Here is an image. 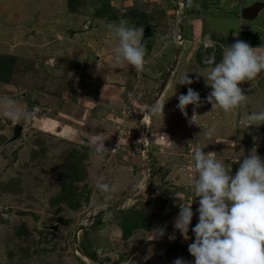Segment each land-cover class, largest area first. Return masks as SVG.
Returning a JSON list of instances; mask_svg holds the SVG:
<instances>
[{"label":"rangeland","instance_id":"374dc122","mask_svg":"<svg viewBox=\"0 0 264 264\" xmlns=\"http://www.w3.org/2000/svg\"><path fill=\"white\" fill-rule=\"evenodd\" d=\"M253 1L0 0V264H264ZM186 19V52L208 43L191 62L216 66L182 69L190 98L180 68L132 62Z\"/></svg>","mask_w":264,"mask_h":264},{"label":"crops","instance_id":"0c3cea01","mask_svg":"<svg viewBox=\"0 0 264 264\" xmlns=\"http://www.w3.org/2000/svg\"><path fill=\"white\" fill-rule=\"evenodd\" d=\"M219 2V1H218ZM235 15V14H234ZM181 17L182 18H180V15L179 16H177V22H176V24L178 25V23L179 22H181V19H183L184 17H185V15H182L181 14ZM187 17V16H186ZM200 18H196V21H198ZM187 20L188 19H186V21H185V23L184 22H182L183 23V26L185 27V29L186 30H184L183 32L181 31V33L179 32V28L178 29H174L173 27H172V25H171V28H168L167 29V31L163 34V37H164V39L163 38H161V40L162 41H166V42H169V43H165L163 46H161L159 49L158 48H154V51H156L157 52V54L156 55H154V53H151V49L150 50H148L149 51V53L145 56V57H143V58H141L138 54H137V51L138 50H134L133 51V54H134V59L132 60V62H136V63H140V64H143L144 62H146L147 60H151V62L152 61H154V62H156L157 60H158V58L160 59V57H162L161 59L162 60H164V66L166 67H173V68H175L176 70L177 69H181V77H182V81L179 83V85H177V90L175 91V93L178 95V96H180V97H182V94H186V95H188L189 96V98L191 97V95L192 94H195L196 95V90H197V86H195V88H194V86H193V82L192 81H189V82H192V83H190L191 85H190V88H187V90H186V88L183 86L182 87V84L184 85L185 83H184V81H187V79H183L184 77L183 76H185L186 75V72L184 71V70H182L183 68H185V70L187 71L188 69H192V72H193V70H194V73L196 72L197 74H200V72H199V69H201V68H207V67H212L213 69H215V65H213V66H207V65H203V64H201V63H194L193 61L191 62V60H194L195 61V59H198V56H200V54L201 53H203L204 52V50L205 49H202V47H206V46H203V45H199L198 43H197V41L196 40H194L193 39V41H194V48H192L191 50H189L188 52H186V50H185V48H183L184 46H186L188 43H190L191 41L188 39V37L187 36H185V31H187V33H188V27H186L187 26ZM190 22V21H189ZM186 24V25H185ZM189 24H191V23H189ZM137 28H140L139 26H137V25H135ZM196 28L197 27H195V30H196ZM141 30H139L138 32H140V35L142 36V34L144 33V32H142V28H140ZM193 33V35H192V38H194V37H196L195 35L196 34H198L196 31H192ZM184 33V34H183ZM180 34L182 35V38H181V40H180ZM160 35V33L157 31L156 32V42H157V39L160 37L159 36ZM243 36V34L241 35V37ZM154 37H155V35H154ZM184 37V38H183ZM140 38L141 37H139V39H138V42L139 43H141L140 41L142 40H140ZM160 39V38H159ZM105 40V39H104ZM184 42H186V44L184 45ZM157 44V43H156ZM137 46H140L138 43H137ZM171 47V49H172V51H169V49L167 50L166 48H170ZM199 47H200V51H198V49H199ZM137 49H138V47H137ZM163 49V50H162ZM170 49V50H171ZM169 51V52H168ZM184 51H185V55H184ZM197 51V53L195 54V55H193L195 52ZM191 53H193V54H191ZM151 55H153V57L151 56ZM203 55V54H202ZM158 56V58H156ZM172 57H174L175 59L177 58V60H175V61H173V60H169V59H171ZM183 57V59H181V58ZM184 57H185V59H184ZM187 60L188 61H190V62H188V64H187ZM131 62V61H130ZM163 62V61H162ZM129 64V63H128ZM192 64V65H191ZM196 65V66H195ZM129 67H135V64L134 65H131V64H129L128 65ZM198 66H200V68L197 70V68H198ZM217 67H219V66H217ZM175 69H174V71H175ZM202 70V69H201ZM212 70V69H211ZM171 72H173V69H172V71ZM210 74V75H209ZM208 75H209V81H211L212 83L213 82H216V77H218V75H219V72L216 70V71H211V73H209ZM149 82H152V84L153 83H157V81H155V80H150ZM170 82V81H169ZM188 82V81H187ZM209 84H211V83H209ZM195 85V84H194ZM207 86V85H206ZM168 87V88H167ZM170 90V85H169V83H167L166 85H165V88H164V90ZM203 88H205V85L203 86ZM152 89V92H154V86L152 85H150L149 84V90H151ZM210 91H212L213 90V86H212V88H210L209 89ZM202 92L200 91V93H198L197 95H198V97H199V99H200V97L202 96V94H201ZM201 95V96H200ZM228 95V94H227ZM162 96H163V99H161L162 98ZM157 102H158V100H163V101H168V100H170L169 102H168V105H167V109H169V110H171V113H169L168 115H170V114H172L173 112H172V110H174V101L172 100L173 98H171V96H169L168 95V93H164V91L163 92H161L158 96H157ZM181 99H183V98H181ZM200 101H202V99H200ZM162 104H166L165 102H162ZM161 104V105H162ZM199 104V103H198ZM160 105V106H161ZM180 106V105H179ZM160 108V107H159ZM171 108V109H170ZM160 110V109H159ZM160 114V113H159ZM160 117H161V115H160ZM160 117H158V119L160 120ZM242 191H244V189L243 188H240Z\"/></svg>","mask_w":264,"mask_h":264},{"label":"water","instance_id":"95a60500","mask_svg":"<svg viewBox=\"0 0 264 264\" xmlns=\"http://www.w3.org/2000/svg\"><path fill=\"white\" fill-rule=\"evenodd\" d=\"M264 9V1L261 0H255L247 5H244L240 9V17L246 20L254 19L259 12ZM21 126L17 125L15 129L20 132Z\"/></svg>","mask_w":264,"mask_h":264},{"label":"built area","instance_id":"2783aa9c","mask_svg":"<svg viewBox=\"0 0 264 264\" xmlns=\"http://www.w3.org/2000/svg\"><path fill=\"white\" fill-rule=\"evenodd\" d=\"M197 41L199 42V45L206 46V45L208 44V43H206L207 40H206L205 36L202 37V38H199ZM209 55H210V54H209ZM205 56H206V55H205ZM212 60H213V58H212L211 55H210L209 57L206 56V62L209 63V62H212Z\"/></svg>","mask_w":264,"mask_h":264},{"label":"trees","instance_id":"16d2710c","mask_svg":"<svg viewBox=\"0 0 264 264\" xmlns=\"http://www.w3.org/2000/svg\"><path fill=\"white\" fill-rule=\"evenodd\" d=\"M144 39H145V38H144ZM144 39H143L142 42H141L140 49H141V47H142V44H143ZM140 49H138V50H140ZM147 50H148V48H147ZM141 54H143V53H141Z\"/></svg>","mask_w":264,"mask_h":264},{"label":"bare ground","instance_id":"6f19581e","mask_svg":"<svg viewBox=\"0 0 264 264\" xmlns=\"http://www.w3.org/2000/svg\"><path fill=\"white\" fill-rule=\"evenodd\" d=\"M148 117V116H147ZM190 117V116H189ZM145 118H146V116H145Z\"/></svg>","mask_w":264,"mask_h":264}]
</instances>
